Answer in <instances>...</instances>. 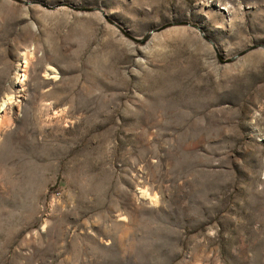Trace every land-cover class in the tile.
<instances>
[{
  "label": "rangeland",
  "instance_id": "obj_1",
  "mask_svg": "<svg viewBox=\"0 0 264 264\" xmlns=\"http://www.w3.org/2000/svg\"><path fill=\"white\" fill-rule=\"evenodd\" d=\"M4 103L0 264H264V0H0Z\"/></svg>",
  "mask_w": 264,
  "mask_h": 264
},
{
  "label": "bare ground",
  "instance_id": "obj_2",
  "mask_svg": "<svg viewBox=\"0 0 264 264\" xmlns=\"http://www.w3.org/2000/svg\"><path fill=\"white\" fill-rule=\"evenodd\" d=\"M27 63V62H26ZM24 64H25V62H24ZM5 103L1 106V109H0V113H1V111H3L4 110V108H5Z\"/></svg>",
  "mask_w": 264,
  "mask_h": 264
}]
</instances>
